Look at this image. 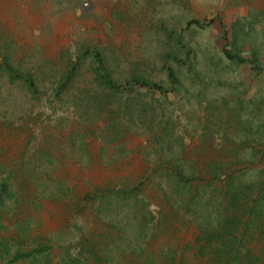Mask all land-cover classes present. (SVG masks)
<instances>
[{"label": "rangeland", "instance_id": "374dc122", "mask_svg": "<svg viewBox=\"0 0 264 264\" xmlns=\"http://www.w3.org/2000/svg\"><path fill=\"white\" fill-rule=\"evenodd\" d=\"M39 3L0 0V264H264V0Z\"/></svg>", "mask_w": 264, "mask_h": 264}, {"label": "crops", "instance_id": "0c3cea01", "mask_svg": "<svg viewBox=\"0 0 264 264\" xmlns=\"http://www.w3.org/2000/svg\"><path fill=\"white\" fill-rule=\"evenodd\" d=\"M32 1H34V4H35V2L38 4L39 2H40V0H32ZM36 4V5H37ZM40 4V3H39ZM49 5H51V4H49ZM49 5H48V7H49ZM34 9V11L33 12H31V14L33 13L34 15L36 14V15H40V12H41V8L38 6L36 9L35 8H33ZM50 9V13H52V9H55L54 7H50L49 8ZM54 13H56V12H54ZM62 14H65V13H62ZM18 16L19 15H17L16 14V16L15 17H13L14 18V20L15 19H17L18 18ZM51 17V16H50ZM33 18H34V16H33ZM40 18V17H39ZM29 21H32V33L31 34H37L38 35V37H40V35H41V32H42V30L44 31V32H46L47 31V29H48V33L50 34V32H51V27H53L54 28V34L56 33V31H57V21H54V20H51L50 18H49V20L48 19H46V20H44V21H41L40 19H38V20H35V19H29ZM39 24V25H38ZM42 36V35H41ZM39 39V38H38Z\"/></svg>", "mask_w": 264, "mask_h": 264}, {"label": "trees", "instance_id": "16d2710c", "mask_svg": "<svg viewBox=\"0 0 264 264\" xmlns=\"http://www.w3.org/2000/svg\"><path fill=\"white\" fill-rule=\"evenodd\" d=\"M227 55L230 57V58H235L233 55H231L230 53H227ZM237 58V57H236Z\"/></svg>", "mask_w": 264, "mask_h": 264}, {"label": "bare ground", "instance_id": "6f19581e", "mask_svg": "<svg viewBox=\"0 0 264 264\" xmlns=\"http://www.w3.org/2000/svg\"><path fill=\"white\" fill-rule=\"evenodd\" d=\"M39 25V24H38Z\"/></svg>", "mask_w": 264, "mask_h": 264}]
</instances>
